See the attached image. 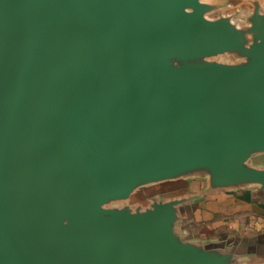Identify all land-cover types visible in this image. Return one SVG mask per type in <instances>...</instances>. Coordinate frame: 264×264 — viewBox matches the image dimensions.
<instances>
[{
    "label": "water",
    "instance_id": "water-1",
    "mask_svg": "<svg viewBox=\"0 0 264 264\" xmlns=\"http://www.w3.org/2000/svg\"><path fill=\"white\" fill-rule=\"evenodd\" d=\"M0 0V264H240L183 237L191 176L264 196V0ZM225 53L239 62L213 58Z\"/></svg>",
    "mask_w": 264,
    "mask_h": 264
},
{
    "label": "crops",
    "instance_id": "crops-1",
    "mask_svg": "<svg viewBox=\"0 0 264 264\" xmlns=\"http://www.w3.org/2000/svg\"><path fill=\"white\" fill-rule=\"evenodd\" d=\"M200 178L206 179L205 186L195 187ZM165 183L187 186L186 192L172 190L169 197L188 198L178 225L183 237L202 244L233 246L240 264H251L249 258L254 260L252 264H264V196L257 193L256 186L210 189L207 178L201 176Z\"/></svg>",
    "mask_w": 264,
    "mask_h": 264
},
{
    "label": "rangeland",
    "instance_id": "rangeland-1",
    "mask_svg": "<svg viewBox=\"0 0 264 264\" xmlns=\"http://www.w3.org/2000/svg\"><path fill=\"white\" fill-rule=\"evenodd\" d=\"M203 2H217L222 3V6L217 10L212 11L205 16L210 19H215L220 16H230L231 22L235 23V25L240 26L245 22V16L250 12V7L242 3L241 0H202ZM216 61L226 62V63H235L239 62L240 58H238L234 54L225 53L222 55H218L213 58ZM250 163L257 167H264V155L254 156ZM206 184L205 178H200L195 180V187H204ZM191 187V186H190ZM187 186L181 183H164L161 185H153L147 187L143 190H138L133 198V203H141L144 204L145 200L151 194H158L159 196H163L165 199H168L172 196V190L175 192L184 193L187 190ZM251 245V244H249ZM255 263L253 259L249 258V263Z\"/></svg>",
    "mask_w": 264,
    "mask_h": 264
}]
</instances>
